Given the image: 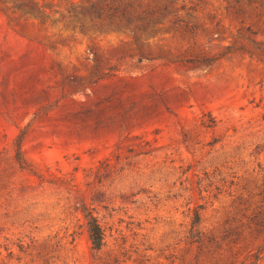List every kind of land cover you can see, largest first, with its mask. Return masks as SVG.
<instances>
[{"label":"rangeland","instance_id":"374dc122","mask_svg":"<svg viewBox=\"0 0 264 264\" xmlns=\"http://www.w3.org/2000/svg\"><path fill=\"white\" fill-rule=\"evenodd\" d=\"M33 1L0 3V264H264V0L154 33Z\"/></svg>","mask_w":264,"mask_h":264},{"label":"trees","instance_id":"16d2710c","mask_svg":"<svg viewBox=\"0 0 264 264\" xmlns=\"http://www.w3.org/2000/svg\"><path fill=\"white\" fill-rule=\"evenodd\" d=\"M0 3H9L7 6L18 11L20 16L25 18L32 16L41 23L48 17L43 5H38L33 0H0ZM176 8L175 0H96L88 7L80 9L79 13L97 19L94 23L97 28H128L132 32L154 33L160 28H171L180 22L181 19L175 12ZM72 10L74 11L73 8ZM73 15L78 17L75 12ZM16 158L21 165L24 164L19 152L16 153ZM83 216L92 247L98 249L103 243L102 228L91 208L83 207ZM197 223L196 212L192 226Z\"/></svg>","mask_w":264,"mask_h":264}]
</instances>
